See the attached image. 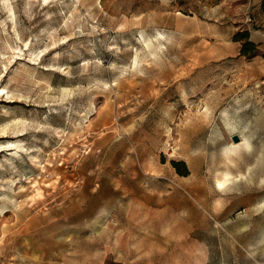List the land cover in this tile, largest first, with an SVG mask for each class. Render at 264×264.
<instances>
[{
	"label": "rangeland",
	"instance_id": "374dc122",
	"mask_svg": "<svg viewBox=\"0 0 264 264\" xmlns=\"http://www.w3.org/2000/svg\"><path fill=\"white\" fill-rule=\"evenodd\" d=\"M121 228L132 264H264V0H0V264H113L68 255Z\"/></svg>",
	"mask_w": 264,
	"mask_h": 264
},
{
	"label": "crops",
	"instance_id": "0c3cea01",
	"mask_svg": "<svg viewBox=\"0 0 264 264\" xmlns=\"http://www.w3.org/2000/svg\"><path fill=\"white\" fill-rule=\"evenodd\" d=\"M117 219V218H116ZM129 222V215H127V219ZM121 232V235H117L116 237H114L115 239L112 241H107V236L104 235L103 237H101L99 239V237H97L98 235H96V237H90V239L88 240L89 245L91 246L90 250L82 252V248H81V239L77 237L76 240L73 241L72 243V253L69 256V260L70 261H79L81 259V257L87 256L85 258H83L84 260H89L90 262H98L100 256L105 255V252L107 251L106 248H104V252L103 254L98 253V246H103V247H114V248H119V242L121 241L123 243V240L125 241V251H119L117 253H115L116 257L114 256L112 259L113 264H132L131 263V259H130V251L128 249L129 247V240H130V236H131V231L129 230V228L127 229H123L121 228V230H119ZM133 237V236H132ZM138 238L140 237L139 235L137 236ZM138 244L140 245V242H138ZM93 247V248H92ZM119 250V249H118ZM143 253V254H142ZM103 260V258H102ZM137 264H145V254L144 251L138 253L137 256ZM143 260V261H142ZM133 262V261H132Z\"/></svg>",
	"mask_w": 264,
	"mask_h": 264
},
{
	"label": "trees",
	"instance_id": "16d2710c",
	"mask_svg": "<svg viewBox=\"0 0 264 264\" xmlns=\"http://www.w3.org/2000/svg\"><path fill=\"white\" fill-rule=\"evenodd\" d=\"M254 50H255V45L253 43L246 42L242 45L241 54H246L247 52Z\"/></svg>",
	"mask_w": 264,
	"mask_h": 264
},
{
	"label": "water",
	"instance_id": "95a60500",
	"mask_svg": "<svg viewBox=\"0 0 264 264\" xmlns=\"http://www.w3.org/2000/svg\"><path fill=\"white\" fill-rule=\"evenodd\" d=\"M239 141H240V139H239V137H238L237 135H233V136H232V142H233L234 144L239 143Z\"/></svg>",
	"mask_w": 264,
	"mask_h": 264
},
{
	"label": "bare ground",
	"instance_id": "6f19581e",
	"mask_svg": "<svg viewBox=\"0 0 264 264\" xmlns=\"http://www.w3.org/2000/svg\"><path fill=\"white\" fill-rule=\"evenodd\" d=\"M233 134H236V132H233L232 135H233ZM226 177H228V172H226V173L224 174V176H223L224 180L226 179ZM223 183H224V182H223ZM220 184H222V183H220ZM124 198H125V197H124ZM124 198H123V199H124ZM121 199H122V198H121ZM130 202H131V200H130Z\"/></svg>",
	"mask_w": 264,
	"mask_h": 264
}]
</instances>
